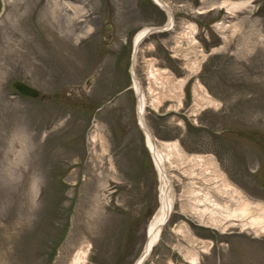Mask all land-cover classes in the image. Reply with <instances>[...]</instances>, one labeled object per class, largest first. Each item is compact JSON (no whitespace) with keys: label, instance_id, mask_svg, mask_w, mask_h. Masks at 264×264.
Listing matches in <instances>:
<instances>
[{"label":"rangeland","instance_id":"rangeland-1","mask_svg":"<svg viewBox=\"0 0 264 264\" xmlns=\"http://www.w3.org/2000/svg\"><path fill=\"white\" fill-rule=\"evenodd\" d=\"M163 1L172 27L143 39L135 75L175 202L143 264H264L246 219L264 211V0ZM166 21L152 0H0V264L140 256L159 183L129 66L134 34ZM222 182L248 217H198L197 187L235 206Z\"/></svg>","mask_w":264,"mask_h":264},{"label":"bare ground","instance_id":"bare-ground-1","mask_svg":"<svg viewBox=\"0 0 264 264\" xmlns=\"http://www.w3.org/2000/svg\"><path fill=\"white\" fill-rule=\"evenodd\" d=\"M153 2L160 8H162L167 15V24L163 26L162 29L159 31L154 30L155 28H143L133 36V44L132 47L135 46V49L140 45L143 39L151 33L167 31L171 25L173 24L172 15H170L168 7H166L165 2L163 0H153ZM229 10V8H227ZM171 11V10H170ZM195 42H192V45ZM135 57L133 58V67L135 66ZM133 71H131L132 73ZM154 74V73H152ZM135 76V74H133ZM132 77L134 80L133 82V89L135 94L137 95V104H136V112H137V121L141 127H143L144 135L146 137V146L148 151L150 152L151 156L153 157V164L157 172L158 177V207L154 214L152 215L151 219L149 220L147 227H146V239L143 246V250L140 256L136 259L134 264H143L145 260L148 258L152 251V247L158 241V238L161 233L162 226L166 225V221L169 220L175 202V192L173 187V180L175 176L173 173H170V164L172 160V156L170 155L169 151L166 153L168 149L165 148V151L158 147L153 140L152 134L145 126L144 121V111H145V95L142 90L140 83L135 80V77ZM150 91V89H149ZM210 177L206 180L208 181ZM205 180V181H206ZM211 180V179H210ZM214 180V179H213ZM209 184V183H208ZM214 189L221 194L228 195L232 200L233 197H237V193L235 190H230L229 186L222 182L219 186H214ZM228 190H230L228 192ZM190 192H194L196 195V203L201 204L202 210L198 211L199 218L204 215L208 214V217L214 222L221 219L224 220H238L239 218L245 219L248 217L249 209L248 205L245 201L238 199L236 200V204L233 208H228V205L224 206V209H220L218 212L215 211V207L220 208V206L211 199L210 192L207 189L197 187L191 190ZM205 204H203V203ZM193 207V206H192ZM191 207V208H192ZM194 208V207H193ZM196 208V206H195ZM220 213L219 215L222 217H216V214ZM249 219V225L252 228H257L259 231L264 230V211L262 212L261 216H253L246 218ZM244 228V225L242 226ZM256 229V230H257ZM192 263H196V258L190 259Z\"/></svg>","mask_w":264,"mask_h":264},{"label":"water","instance_id":"water-1","mask_svg":"<svg viewBox=\"0 0 264 264\" xmlns=\"http://www.w3.org/2000/svg\"><path fill=\"white\" fill-rule=\"evenodd\" d=\"M166 5V4H165ZM166 7H168L167 5H166ZM168 10H169V13H170V15H172L171 14V11H170V9L168 8ZM172 20H173V18H172ZM167 24V22L164 24V25H166ZM163 27H160V28H155L154 30H156V31H159L160 29H162ZM135 77V76H134ZM135 80H136V77H135ZM13 87H14V89L18 92V93H20L21 95H23V96H27V97H30V98H37L38 96H39V92L37 91V90H35V89H32V88H30V87H28V86H26V85H24L23 83H21V82H14L13 83ZM166 223H167V221H166ZM163 227V226H162Z\"/></svg>","mask_w":264,"mask_h":264}]
</instances>
